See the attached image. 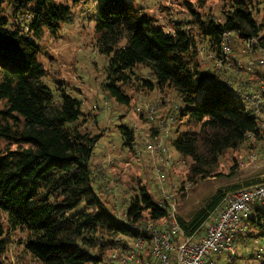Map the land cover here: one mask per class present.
<instances>
[{"label":"trees","instance_id":"1","mask_svg":"<svg viewBox=\"0 0 264 264\" xmlns=\"http://www.w3.org/2000/svg\"><path fill=\"white\" fill-rule=\"evenodd\" d=\"M91 1L0 0V140L6 142L0 147V257L12 242L11 231L20 229L38 264H109L114 251L128 247L133 224L168 216L167 205L145 185L131 197L124 218L114 213L99 191L102 176L92 168L102 135L84 125L80 99L65 91L56 95L47 84L42 38L59 36L62 25L76 19L74 6ZM220 1L222 14L215 17L201 10L205 0H183L189 15L170 29L132 0H100L95 17V45L109 57L103 92L127 107L133 104L130 88L159 94L157 107L167 112L161 124L172 133L175 151L191 159L190 180L213 175L227 149L255 150L248 134L264 120V91L261 113L246 99L264 82V0ZM226 31L247 51V60L237 61L230 39V65L224 67L244 70L233 81L217 65ZM251 38L258 42L248 48ZM201 49L216 64L204 65ZM119 128L132 147L134 129L125 123ZM240 188L218 189L189 219L178 216L180 224L189 235L203 232L209 216ZM245 222L252 230L248 237L253 231L264 235V205L253 204Z\"/></svg>","mask_w":264,"mask_h":264},{"label":"rangeland","instance_id":"2","mask_svg":"<svg viewBox=\"0 0 264 264\" xmlns=\"http://www.w3.org/2000/svg\"><path fill=\"white\" fill-rule=\"evenodd\" d=\"M56 1L70 3V0ZM132 1L143 6L148 15L169 29L175 21L189 15L183 0ZM191 1L196 3L197 0ZM99 2L100 0H92L89 4L81 2L74 6L75 21L64 23L59 36L46 34L42 38L44 53L41 54L40 60L49 70L47 84L56 95L65 91L80 99L84 125L93 133L102 135L94 148L92 168L102 176L100 182L103 186L99 191L111 204L114 213L124 218L131 197L138 192L140 185H145L157 202L167 205L168 208L174 205L178 216L189 219L218 189L238 183L246 187V181L250 182L253 178L264 180V166L259 163L249 167L239 164L246 161L248 155L254 151L246 146L237 151L227 149L213 175L190 180L188 171L191 159L179 155L171 145L169 137L172 133L166 131V127L161 124L167 112L157 107L160 99L158 93H143L130 88L128 93L132 96L133 104L129 107L106 97L101 84L106 78L109 57L97 50L94 37ZM222 6L220 0H205L201 10L220 17ZM230 39L234 48L233 57L237 61H246L247 51L244 43L233 37ZM204 56H209V53L205 52ZM212 59H206L204 65H213L215 61L212 63ZM243 72L244 70L237 67H230L225 73L226 78L233 81V77L240 79L244 75ZM3 105L0 101V110ZM141 108L147 110L142 111L143 116L139 112ZM122 123L134 129L136 133L132 147L124 144L119 128ZM160 124L161 128L153 136L154 127ZM5 144L4 140H0V147ZM150 145L158 148L154 147L156 150L153 151ZM256 145L254 152L259 146L263 156L264 140L257 141ZM233 166L236 167L235 174L230 177ZM218 211L219 209L212 213L213 218ZM211 222L212 218L208 219L206 224ZM253 233L254 237L244 242L240 238L237 242L236 264H264V235H258L256 231ZM26 236L27 233L20 229L11 231L12 242L4 256L0 257L1 263L38 264L25 246Z\"/></svg>","mask_w":264,"mask_h":264},{"label":"built area","instance_id":"3","mask_svg":"<svg viewBox=\"0 0 264 264\" xmlns=\"http://www.w3.org/2000/svg\"><path fill=\"white\" fill-rule=\"evenodd\" d=\"M230 38V31L223 33L220 59L217 62L220 70L229 69L224 66L231 55ZM257 42L256 38H251L247 42V47L251 48ZM200 52L202 62L210 57L204 56V49ZM227 63L230 65L229 61ZM259 65L264 70V55L259 58ZM263 91L264 82L261 89L246 97L247 101L253 103L257 114L261 113ZM256 134L260 137H256ZM248 139L251 142L264 140V120L258 121L257 131L249 133ZM154 147L158 148L150 145L153 151L156 150ZM259 148L258 146L256 152L254 150L246 161L239 164L249 167L259 163L264 166V155L261 156ZM255 203L264 205V180L242 187L227 196L218 208L215 220L206 224L208 219L213 218L211 214L204 224V232L192 235L182 227L176 207L171 205L166 218L157 222L148 220L133 224L131 227L134 236L131 242L124 250L114 251L111 254L112 263L109 264H150L151 261L154 264H236L237 242L243 234L244 222L250 217Z\"/></svg>","mask_w":264,"mask_h":264},{"label":"crops","instance_id":"4","mask_svg":"<svg viewBox=\"0 0 264 264\" xmlns=\"http://www.w3.org/2000/svg\"><path fill=\"white\" fill-rule=\"evenodd\" d=\"M253 179H258V178H253ZM252 179V181H253ZM216 218V216L214 218H212V221H214ZM246 231H249V232H252V230L249 228L248 224L246 222H244V231H243V234L241 235V241L244 242L246 241L248 238V234H246ZM204 232V231H203ZM257 232V231H256ZM258 233V232H257ZM240 240V239H239Z\"/></svg>","mask_w":264,"mask_h":264}]
</instances>
